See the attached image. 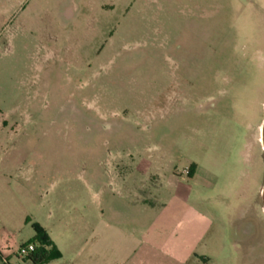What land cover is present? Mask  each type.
<instances>
[{
    "label": "rangeland",
    "instance_id": "obj_1",
    "mask_svg": "<svg viewBox=\"0 0 264 264\" xmlns=\"http://www.w3.org/2000/svg\"><path fill=\"white\" fill-rule=\"evenodd\" d=\"M263 127L264 0H0V165L23 167L0 215L20 243L54 181L134 162L159 199L198 162L216 182L211 264H264Z\"/></svg>",
    "mask_w": 264,
    "mask_h": 264
},
{
    "label": "crops",
    "instance_id": "obj_2",
    "mask_svg": "<svg viewBox=\"0 0 264 264\" xmlns=\"http://www.w3.org/2000/svg\"><path fill=\"white\" fill-rule=\"evenodd\" d=\"M22 169L1 164L0 181L20 175ZM192 169L185 184L177 177L168 184L160 181L161 187H171L172 194L159 199L146 192L150 166L134 162L113 164L108 181L96 178L79 187L69 180L54 181L33 215V224L46 231L61 253L60 259L46 264H211L209 241L216 220L209 194L216 182L202 163ZM189 201L208 209L202 211ZM15 223L9 213H1L0 255L8 264L19 247L35 238L33 231L27 243L18 242L11 234Z\"/></svg>",
    "mask_w": 264,
    "mask_h": 264
},
{
    "label": "trees",
    "instance_id": "obj_3",
    "mask_svg": "<svg viewBox=\"0 0 264 264\" xmlns=\"http://www.w3.org/2000/svg\"><path fill=\"white\" fill-rule=\"evenodd\" d=\"M190 175H192V171H190ZM32 229L35 233V238L28 244H34L36 246V250L24 260L29 262L30 264H46L51 261L60 259L61 253L57 250L56 246L50 240L46 231L38 224H32ZM0 260L3 262L1 255ZM3 263L8 264L7 262Z\"/></svg>",
    "mask_w": 264,
    "mask_h": 264
},
{
    "label": "built area",
    "instance_id": "obj_4",
    "mask_svg": "<svg viewBox=\"0 0 264 264\" xmlns=\"http://www.w3.org/2000/svg\"><path fill=\"white\" fill-rule=\"evenodd\" d=\"M186 173L189 175L190 171H186ZM35 250L36 246L34 244H25L19 247L16 254L19 256V258L24 260L28 256H30Z\"/></svg>",
    "mask_w": 264,
    "mask_h": 264
},
{
    "label": "water",
    "instance_id": "obj_5",
    "mask_svg": "<svg viewBox=\"0 0 264 264\" xmlns=\"http://www.w3.org/2000/svg\"><path fill=\"white\" fill-rule=\"evenodd\" d=\"M262 135H263V138H264V127H263V130H262Z\"/></svg>",
    "mask_w": 264,
    "mask_h": 264
},
{
    "label": "bare ground",
    "instance_id": "obj_6",
    "mask_svg": "<svg viewBox=\"0 0 264 264\" xmlns=\"http://www.w3.org/2000/svg\"><path fill=\"white\" fill-rule=\"evenodd\" d=\"M263 141H264V138H263Z\"/></svg>",
    "mask_w": 264,
    "mask_h": 264
}]
</instances>
